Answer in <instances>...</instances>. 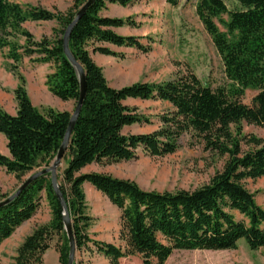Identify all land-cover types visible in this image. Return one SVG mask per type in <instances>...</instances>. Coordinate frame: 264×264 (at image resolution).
Listing matches in <instances>:
<instances>
[{"label":"trees","instance_id":"obj_1","mask_svg":"<svg viewBox=\"0 0 264 264\" xmlns=\"http://www.w3.org/2000/svg\"><path fill=\"white\" fill-rule=\"evenodd\" d=\"M87 0H72L64 13L21 5L16 0H0V57L14 64L23 57L36 56V62L52 64L45 77L48 92L62 102L79 97V82L74 68L63 54L62 38ZM133 0H95L73 28L68 47L84 72L86 97L75 123L70 144L63 157L66 168L58 173L59 190L67 205L76 252L92 244L109 264L122 258L140 256L141 264H165L175 251H233L243 240L250 251L264 247V210L246 190L244 182L264 177V139L247 136L242 124L264 127V0H233L228 10L223 0H197L195 13L221 60L226 84L213 89L186 70L163 83H135L111 88L90 56L123 58L109 44L150 50L137 37L117 35L112 29L137 27L131 18H102L105 3L126 7ZM177 7V0H165ZM222 22L226 32L216 27ZM27 22H55L52 37L35 41L24 29ZM22 39L23 45L19 43ZM18 86L13 91L17 113L11 116L0 107V135L6 139L8 156L0 154V167L18 179L53 161L64 138L71 113L33 105L25 90L24 78L15 73ZM246 90L257 94L250 106L241 102ZM152 100L167 103L171 111L158 117L160 127L151 134L124 135V128L148 124L149 119L124 101ZM189 136L204 150L226 159L220 172L195 190L156 192L142 190L136 183L100 173H83L91 165L128 162L138 150L150 157H164L179 149V141ZM247 150L243 151L242 147ZM89 183L120 211V240L124 247L91 241L87 231L92 219L82 185ZM41 193L48 202L51 220L35 227L17 249L14 264H43L44 253L54 237L59 263L66 264L68 241L62 210L49 177H42L25 189L12 203L0 209V246L14 231L29 221L39 206ZM235 214L240 216L236 219ZM74 264H84L75 260Z\"/></svg>","mask_w":264,"mask_h":264},{"label":"rangeland","instance_id":"obj_2","mask_svg":"<svg viewBox=\"0 0 264 264\" xmlns=\"http://www.w3.org/2000/svg\"><path fill=\"white\" fill-rule=\"evenodd\" d=\"M177 1V7L169 6L164 0H133L130 4L132 5L129 11L132 13L131 19L137 25L134 28L139 34L147 33L144 34L146 37L139 38L140 43L150 47L147 53L137 50L138 59L143 68L138 81L163 83L173 80L178 73L189 70L203 84L209 85L213 89L225 85L226 79L221 60L195 13L197 0ZM223 1L228 10L235 9L236 5L233 0ZM16 2L21 5L40 7L54 13H64L72 4V0H16ZM108 4L109 2L105 3V5ZM226 21L225 16L214 20L216 27L222 33L226 32L222 25V22ZM138 22L139 24H137ZM56 28L57 24L55 22H44L35 24L33 30L34 34L36 36L41 35L40 38L42 39L43 37L51 38L52 30ZM32 36L35 41L41 40L39 37L37 39L36 36ZM23 42L22 39L19 40L21 45H23ZM91 46L88 47L89 51L92 50ZM5 53L0 57V69L7 70L13 79L17 81V86L18 80L15 73L21 75L25 80V77L29 78L32 74H41L45 72V69H48L47 64L36 62L37 57L33 56L32 58L23 57L17 64V70L12 71L14 64L5 57ZM122 56L123 59H128V57ZM120 63H126V61ZM48 65L51 66V71H53L52 64L49 63ZM110 68L112 67H109L108 70ZM108 75H110L109 71H107ZM256 94L257 91L255 90H246L241 102L250 106ZM32 97L34 101L38 102V108L36 109L41 113L46 109L59 112L50 104L49 100L46 101L41 95L33 94ZM124 105L136 108L140 115L149 119L148 124L125 128L123 131L125 135L153 133L160 127L158 117L171 111L169 104L152 100H128L124 102ZM64 108L72 113L74 109L73 102H69ZM242 132L247 136L264 139V127L243 123ZM242 149L246 151L247 147L243 145ZM0 154L8 156L6 144L1 140ZM225 161V157L220 158L205 151L203 145L195 143L189 136L185 135L179 141V149L171 155L156 158L147 156L141 150H138V156L134 160L108 165H91L85 170V173H100L122 180H129L145 191L160 193L176 190L192 191L206 185L217 172L222 170ZM44 168L45 166L42 165L18 179L14 174L6 173L0 167V202L11 196L32 173ZM65 168L66 163L62 161L58 173L61 174ZM244 186L254 196L256 204L264 210V177L247 180L244 182ZM40 195L41 200L33 217L18 227L10 238L0 246V264H14L17 249L25 237L35 227L50 222L51 213L48 202L44 193ZM235 217L238 220L240 219L237 214H235ZM58 243V238L54 237L51 243L52 248ZM54 259L53 252H49L45 257L44 264H55L57 260ZM165 264H264V247L257 251H250L245 242L240 240L237 249L233 251H175Z\"/></svg>","mask_w":264,"mask_h":264},{"label":"crops","instance_id":"obj_3","mask_svg":"<svg viewBox=\"0 0 264 264\" xmlns=\"http://www.w3.org/2000/svg\"><path fill=\"white\" fill-rule=\"evenodd\" d=\"M131 6L132 5L122 7L118 4L109 3L108 5H105V8L100 11L99 16L102 18L111 19L131 18L132 13L129 12L131 10ZM42 23L44 22H27L23 25V27L32 35L36 36V34H34L33 27L35 24ZM137 24H139V22ZM112 31L117 35L124 37L135 36L138 38H142L146 37V35L144 34H147L145 32L139 34L137 33L138 31H136V28L130 26L112 29ZM38 37L39 39H41V35L36 36L37 39ZM95 46L108 48L117 55L122 54L124 55V57H128V59H121L118 57H109L103 55L99 56L100 54L98 55V53H93L92 51H90L91 59L98 67L102 69L103 75L111 88L120 89L125 86L139 83L138 79L142 74L143 68L141 66V62L138 59L137 50H135L134 48H119L109 44H96ZM121 61H126V63H120ZM46 67L48 69H45V72H42L41 74H32L29 78L25 77L26 91L31 104L33 105V107L38 108V102L34 101L32 96L33 94L41 95L46 101L49 100L50 104L53 105L57 111L69 112L64 108V106L66 104H69V102H62L50 95V93L48 92V89L45 86V77L52 71L50 65L47 64ZM109 67L112 68L108 70ZM107 71H109L110 73V75L108 76ZM16 87L17 81L13 79L11 74L5 69H0V107L11 116H15L17 113V103L13 95V91ZM128 100L131 101L132 99ZM0 140L6 144V139L3 135H0ZM87 168L88 167H86L82 172L85 173V170H87ZM82 190L85 197L87 215L92 219L87 231L89 239L98 243L110 244L116 247L121 246L123 248L124 244L120 240V211L116 207H114L106 197H104L100 192L94 189L89 183H84L82 185ZM88 248V250L77 253L76 259L83 261L84 264H109V261L103 255L95 251V248L92 244L89 243ZM49 252H53L55 258L54 260H57L55 264H60L59 255L52 247L44 253L42 258L43 264L45 257ZM126 263L141 264L140 256H132L119 260V264Z\"/></svg>","mask_w":264,"mask_h":264},{"label":"water","instance_id":"obj_4","mask_svg":"<svg viewBox=\"0 0 264 264\" xmlns=\"http://www.w3.org/2000/svg\"><path fill=\"white\" fill-rule=\"evenodd\" d=\"M95 0H87L86 3L78 10L76 13V16L74 20L70 23V25L65 29L63 38H62V48H63V54L67 61L70 63V65L74 68L76 72V76L79 82V97L78 100L74 106L73 112L71 113V117L68 122V126L64 135V138L61 142V145L56 152V155L51 162V164L41 169L40 171H36L32 173L18 188L17 190L9 196L4 201L0 202V209L9 205L12 203L18 196L27 189L32 183H34L36 180L42 178V177H49L51 182V187L53 189L54 195L58 202L60 203L61 210H62V221H63V228L65 231V235L68 241V257H67V263L66 264H74L76 260V249H75V243L74 238L72 234V227H71V220L69 217L67 205L63 199V196L59 190V184H58V169L63 161V157L67 152L68 146L70 144L71 135L73 133V129L75 126V123L80 115L85 97H86V80H85V72L82 68V66L76 62V60L73 58V56L70 53L68 43L70 34L73 30V28L76 26L78 21L85 15L87 10L93 5Z\"/></svg>","mask_w":264,"mask_h":264}]
</instances>
